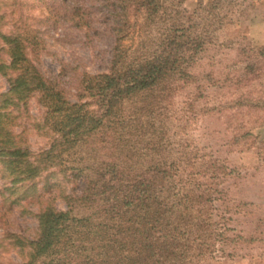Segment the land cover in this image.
Returning <instances> with one entry per match:
<instances>
[{"label": "trees", "instance_id": "16d2710c", "mask_svg": "<svg viewBox=\"0 0 264 264\" xmlns=\"http://www.w3.org/2000/svg\"><path fill=\"white\" fill-rule=\"evenodd\" d=\"M70 1L41 3L49 18L87 36L98 15L114 36L108 69L84 71L75 101L35 62L46 43L27 21L30 0H0V19L12 16L10 30H0L8 56L0 49V74L9 85L0 93L1 179L19 190L52 171L71 184L66 209L46 204L34 214L33 238L9 234L24 254L21 264H197L216 252L239 254V244L257 236L231 224L255 206L229 196L223 182L235 168L197 146L166 155L173 141L188 143L172 135L195 118L175 116L172 106L214 43L223 0H196L193 8L190 0ZM31 98L44 110L31 125L50 138L36 152L27 127L15 131L12 124Z\"/></svg>", "mask_w": 264, "mask_h": 264}, {"label": "rangeland", "instance_id": "374dc122", "mask_svg": "<svg viewBox=\"0 0 264 264\" xmlns=\"http://www.w3.org/2000/svg\"><path fill=\"white\" fill-rule=\"evenodd\" d=\"M46 1L63 6L71 2ZM196 2L190 0L187 5L193 8ZM46 7L41 0H30L25 9L30 16L27 21L41 31L46 43L45 49L34 57L35 62L46 77L60 83L75 101L84 71L97 73L108 69L114 36L105 31L98 15L96 30L89 37L85 30L71 27L66 20L49 18ZM219 10L222 23L215 32L214 43L200 54L191 70L193 82L180 85L172 106L175 116L195 118L182 135H172V141L182 136L188 143L173 141L166 155L171 160L180 156L183 149L197 146L200 152L218 157L220 162L235 168L223 182L230 187L229 196L255 205L247 209L245 216L234 214L237 221L231 224L257 239L242 241L235 256L216 252L197 264H264V0H223ZM4 11L0 2V14ZM6 13L8 16L0 19L3 32L11 28L12 16ZM138 40L139 37L127 44L134 46ZM3 46L0 37L1 54L8 59ZM8 88L7 78L0 74V93ZM240 97L242 104H237L235 100ZM43 112L37 99L31 98L27 111L12 123L15 131L27 127L28 142L35 152L50 144V138L31 125L42 119ZM10 186L0 175V264H21L24 254L11 243L14 238L9 234L33 238L38 224L34 214L46 204L66 209L63 195L70 191L71 184L63 174L49 171L24 186L20 184L19 190H10Z\"/></svg>", "mask_w": 264, "mask_h": 264}]
</instances>
